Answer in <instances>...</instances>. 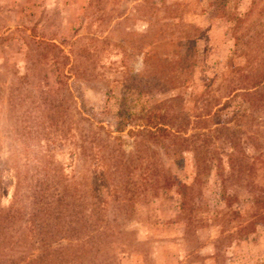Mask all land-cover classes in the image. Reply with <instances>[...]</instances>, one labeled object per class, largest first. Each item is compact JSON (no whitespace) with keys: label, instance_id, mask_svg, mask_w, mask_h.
Segmentation results:
<instances>
[{"label":"rangeland","instance_id":"1","mask_svg":"<svg viewBox=\"0 0 264 264\" xmlns=\"http://www.w3.org/2000/svg\"><path fill=\"white\" fill-rule=\"evenodd\" d=\"M249 182L264 0H0V264H264Z\"/></svg>","mask_w":264,"mask_h":264},{"label":"trees","instance_id":"2","mask_svg":"<svg viewBox=\"0 0 264 264\" xmlns=\"http://www.w3.org/2000/svg\"><path fill=\"white\" fill-rule=\"evenodd\" d=\"M158 129H162V128L158 127ZM211 159H214V158H211ZM227 162L229 164L228 165L229 168H231V169L236 168V164L234 163V159L232 156L229 157ZM205 164H207V163H205ZM208 165H210V164H208ZM206 167H208V166H205V168ZM222 172H223V170L220 171L218 174H220V176L222 175V177H227V175L224 176V174H222ZM219 183H220V188H219L218 195L221 198L220 201L225 203L226 207H229L232 205V203L236 202V200L238 199V195H240V193L237 190L233 191L232 193L228 192L227 187L229 184L227 183L226 178H222V180L220 179ZM240 186L244 190L243 195L246 196V198L244 197L245 202L247 201V198H250V199L252 198L250 200L251 201L250 208H247L245 213H244V214H246L249 212V214H247L248 216H247L246 223L245 224H238V231L244 232V230L247 228V226H250V225L256 223L257 221L264 220V188H259L257 186V184H254L253 182H249V184L244 183V184H241ZM120 203H124L126 205L129 202L128 201L123 202L121 200ZM240 214L242 217H245L243 212Z\"/></svg>","mask_w":264,"mask_h":264}]
</instances>
